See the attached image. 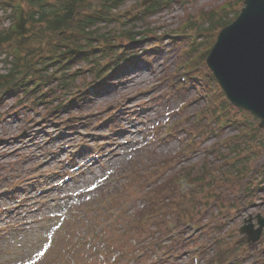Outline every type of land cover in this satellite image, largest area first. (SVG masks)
<instances>
[{
    "label": "rangeland",
    "instance_id": "obj_1",
    "mask_svg": "<svg viewBox=\"0 0 264 264\" xmlns=\"http://www.w3.org/2000/svg\"><path fill=\"white\" fill-rule=\"evenodd\" d=\"M23 2L28 8L27 2ZM178 2L148 18L146 23H137V32L141 35L136 41L123 38L114 41L129 43L131 49L127 51L132 52L133 60L124 62L104 82L95 81L88 72L89 62L83 61L76 63L80 72L83 67L84 71L73 84L76 85L73 92L63 94L56 90L60 99L54 104L49 93L48 99L29 105V109L20 103V94L9 96L7 91L0 92L3 100L0 103V196L4 189L12 192L20 184L27 187L25 193L0 197V264H29L30 261L105 264L100 258L102 252L111 259L108 264H159L156 254H162L164 264H190L196 247L200 248L202 264H206L222 244L230 248L237 243L241 244L243 253L235 264H264V232L255 243L240 233L245 225L254 224L257 228L258 216L264 219V190L256 192L251 199L246 195L251 185L260 186L252 181H261L264 172V131L258 129L259 119L235 107H228L233 124L216 126L211 111L215 100L221 101L222 96H218L216 85L206 82L207 74L202 69L187 73L184 67L189 60L187 52L194 43L201 42V51H208L212 46L211 32H206L210 37L208 42L207 38L198 40L197 37L200 28L209 25V13L232 2L235 4L230 12L229 18H232L244 4L235 0ZM137 6L135 2L127 3L121 16L135 15ZM5 9H0V29L11 24ZM189 20L196 23L193 27L197 32L190 27L192 30L181 33L179 40L172 38ZM102 27L114 39L126 29L122 22ZM163 36L167 37L163 40ZM137 41L142 43L136 44ZM104 43L107 44L102 39L94 46L102 47ZM4 50L7 47H0L3 73L8 69ZM74 72L75 69L70 74ZM137 74L136 79L130 78ZM179 74L187 81H180ZM55 83L52 79L50 86ZM85 83L90 85L84 86ZM85 88L88 90L83 91ZM75 97V104L64 106L65 101ZM60 103L63 108L58 109V117L51 115ZM203 113L210 118L203 117ZM240 127H248L252 136H242ZM66 132H69L67 137ZM27 133L37 139L32 146L22 139ZM66 144L71 147L69 152L64 149ZM18 147L22 150L13 153ZM221 155L230 157L231 163L238 167L246 158L251 159L245 172L247 176L228 182L230 176L225 174L223 165L229 162ZM204 166L214 169L213 184L207 189L209 179L203 181L191 197L199 203L194 201L190 206L174 191L177 184L172 180L187 173L198 175ZM106 176H112L114 182L96 190ZM185 183L182 181L181 185ZM167 184L173 189H162ZM184 189L191 188L185 185ZM41 191L48 192L41 196ZM172 195L178 210L181 209V220L193 217L192 221L200 224H191L196 226L193 229L173 231L175 243L166 240V222L175 219V214L162 205L163 200L168 204ZM216 196L223 197L224 202L217 201ZM157 198L159 206L154 207L151 202ZM104 199H112L113 207L123 211L122 220L140 212L158 214L148 225L142 226L138 219L139 226L150 231L149 236L132 237L130 244L125 243L118 233L120 224L107 225L111 207L93 210ZM20 204L24 207L16 206ZM6 206H12L16 214L5 217L8 212L2 209ZM184 213L190 217L183 218ZM201 226L207 230L202 231ZM151 244L156 245L154 251L140 260L139 251ZM122 246H126L124 251ZM45 247V255L37 256ZM166 247L168 254L162 251Z\"/></svg>",
    "mask_w": 264,
    "mask_h": 264
},
{
    "label": "trees",
    "instance_id": "obj_2",
    "mask_svg": "<svg viewBox=\"0 0 264 264\" xmlns=\"http://www.w3.org/2000/svg\"><path fill=\"white\" fill-rule=\"evenodd\" d=\"M24 1L27 2L28 9L22 8L18 20L14 23V28L0 35V47H7V50L13 51L15 55L9 75L0 76V89H10L14 85L15 76L18 74L25 77L36 74L41 76L44 81H47L45 78L51 80L52 77H48L46 72L51 67H56L54 75L64 72L63 80L56 85L64 93L71 90L81 73L77 71L71 75L69 71L73 69L72 64H67L64 59H58V55L69 44L80 47V37H83V39L89 38V40L95 42V37L101 36L102 33L99 28L92 29L93 26L101 22H113L115 20L114 10L126 0H102L96 6L92 0ZM166 1L168 0H156L154 4H151L145 10L147 12L138 19L144 20L147 15L160 11L161 5ZM228 18L229 15L221 18L217 25L226 26L232 21L231 19L226 20ZM63 31L68 32L67 36L60 35ZM71 36H75V38L72 39ZM108 55H111V53ZM55 60L58 66L52 65ZM88 61L91 60L88 59ZM99 62L98 58L93 61L95 63L94 66L98 69ZM33 64H36L41 69L31 70L30 68L33 67ZM96 76L99 77L100 75L96 73ZM228 170L229 172L237 171L235 174L239 175L244 169L232 166V169ZM211 175V172L207 171L197 176L194 180L207 181V178L211 177ZM174 204L177 205V203Z\"/></svg>",
    "mask_w": 264,
    "mask_h": 264
},
{
    "label": "water",
    "instance_id": "obj_3",
    "mask_svg": "<svg viewBox=\"0 0 264 264\" xmlns=\"http://www.w3.org/2000/svg\"><path fill=\"white\" fill-rule=\"evenodd\" d=\"M245 5L239 18L220 33L208 65L232 103L261 118L264 128V0H246ZM260 224L255 232L252 226L241 232L257 241L264 221Z\"/></svg>",
    "mask_w": 264,
    "mask_h": 264
},
{
    "label": "snow or ice",
    "instance_id": "obj_4",
    "mask_svg": "<svg viewBox=\"0 0 264 264\" xmlns=\"http://www.w3.org/2000/svg\"><path fill=\"white\" fill-rule=\"evenodd\" d=\"M88 190L91 191L93 189H88ZM46 251H47V247H45L44 249L38 251L37 252V256L43 257L45 255ZM29 264H38V262L37 261H30Z\"/></svg>",
    "mask_w": 264,
    "mask_h": 264
},
{
    "label": "bare ground",
    "instance_id": "obj_5",
    "mask_svg": "<svg viewBox=\"0 0 264 264\" xmlns=\"http://www.w3.org/2000/svg\"><path fill=\"white\" fill-rule=\"evenodd\" d=\"M137 77H139L138 74H137V75H133V76H131L130 78H131V79H134V78L136 79ZM129 81H131V80H129ZM131 85H132V84H131ZM73 104H75V103L72 102V105H73ZM123 125H124V124H123ZM127 125H128V124H127ZM125 128H126V127H125ZM131 129H132V128H131ZM122 144H123V143H122Z\"/></svg>",
    "mask_w": 264,
    "mask_h": 264
}]
</instances>
